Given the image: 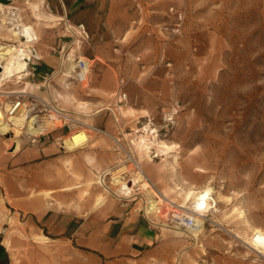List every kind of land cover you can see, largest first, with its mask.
Returning a JSON list of instances; mask_svg holds the SVG:
<instances>
[{
	"label": "rangeland",
	"instance_id": "1",
	"mask_svg": "<svg viewBox=\"0 0 264 264\" xmlns=\"http://www.w3.org/2000/svg\"><path fill=\"white\" fill-rule=\"evenodd\" d=\"M68 4L81 10L64 25L59 13ZM12 5L34 30L37 51L52 61V90L37 93L120 145L91 133L84 147L67 149L62 142L68 132L58 130L36 147L22 146L13 159L22 155L29 177L44 171L46 179L60 182L55 195L45 198L60 194L58 204L81 212L93 210L98 195L124 198L132 194L128 178L136 175L130 156L176 204L182 205L187 191L214 190V209L198 232L160 230L172 237L163 238L168 245L159 264H264V256L241 242L254 229L264 231V0H13ZM76 20L87 37L76 29L80 24L73 25ZM76 59L90 61L83 84L66 79ZM0 138L4 150L11 143ZM105 170L103 184L111 193L97 183ZM113 173L128 186L113 184ZM68 186L74 187L66 191ZM123 202L139 208L138 198ZM0 243L6 250L0 264H101L3 206Z\"/></svg>",
	"mask_w": 264,
	"mask_h": 264
},
{
	"label": "built area",
	"instance_id": "2",
	"mask_svg": "<svg viewBox=\"0 0 264 264\" xmlns=\"http://www.w3.org/2000/svg\"><path fill=\"white\" fill-rule=\"evenodd\" d=\"M12 3L13 0H8V4L0 3V77L3 74V67L10 47H16L18 55L23 54L20 59L25 66L23 72L18 76L14 75L0 90V136L11 143L7 147V151L16 153L22 146L36 147L50 134L58 130H67L68 138L78 133H84L87 138L91 133L106 135L118 145L119 140L107 132L76 120L58 104L52 100H46L37 93L39 89H44L47 93L51 92V83L55 72L40 71L42 57L36 49L38 42L36 34L32 31L26 33L27 25L22 21L18 8ZM76 29L87 37L82 24L78 25ZM12 33L16 34L13 40L5 38ZM58 54L61 66V63L64 62L65 45L60 46ZM65 60H68L67 56ZM89 72L90 61L76 59L72 61V65L67 70L66 79L83 84L87 81ZM118 86V102L122 103L126 101V94L121 92L122 86H124L123 80H120ZM28 87L31 89L36 87V91L28 90ZM16 142H18V150L15 152ZM87 143L88 140L74 148H82ZM129 162L133 164L136 170V175L127 180L131 185L128 186V183L125 182L132 190V194H125L124 198L118 199L133 201L138 198V210L146 219H151L149 222L151 225L156 226L159 230L164 229L169 232L178 229L190 236L189 232L202 228L204 223L209 221L207 218L209 212L203 215L197 214L192 209L181 207L180 204L164 198L148 177L139 174V172H143L130 157ZM137 175L141 176L139 181H137ZM151 202L155 204L153 210L149 209Z\"/></svg>",
	"mask_w": 264,
	"mask_h": 264
},
{
	"label": "crops",
	"instance_id": "3",
	"mask_svg": "<svg viewBox=\"0 0 264 264\" xmlns=\"http://www.w3.org/2000/svg\"><path fill=\"white\" fill-rule=\"evenodd\" d=\"M7 2L0 0L3 4ZM80 10L68 4L61 8L60 20L64 25H71L72 21L68 17ZM76 24L81 23L76 20L73 25ZM37 52L43 59L40 71L49 70L52 61L46 60L48 58L42 51ZM1 142L0 138V208L3 206L13 215H21L26 218V223L33 222L38 232L54 240L74 243L77 250L90 261L96 257L101 264L161 263L160 251L168 245L162 243L163 238L172 236L167 234L163 237L162 232L149 223L151 219H146L136 206L130 207L119 199L107 200L105 196L98 195L97 198H103L102 202L98 204L96 198L91 207L93 210L81 212L80 207L69 208L65 201L66 205L58 204L57 200L63 199L60 194L56 193V199L51 198L49 201L45 194L52 192L55 195L53 188L59 186L60 182L46 179L44 171L31 173L29 177L28 168L20 165L22 155L13 159L16 153H9L6 147L2 150ZM87 162L90 163V160ZM106 173L107 170L100 175ZM73 187L68 186L65 190L71 191ZM64 198L67 199L66 196ZM173 242L177 245L183 243L182 240L170 241L171 244ZM182 249L179 255L181 258Z\"/></svg>",
	"mask_w": 264,
	"mask_h": 264
},
{
	"label": "bare ground",
	"instance_id": "4",
	"mask_svg": "<svg viewBox=\"0 0 264 264\" xmlns=\"http://www.w3.org/2000/svg\"><path fill=\"white\" fill-rule=\"evenodd\" d=\"M67 29L70 30V28H68V27H67ZM25 30H26V33H29V31L34 32V30L28 26L25 28ZM12 35H13V37L16 36L15 33H12ZM7 55H8V57L6 58V63L3 67V74L0 77V88H2V86L4 85V82L11 80V78L14 75L18 76V74L23 72L24 66H25L24 63L20 59V56L23 54L21 53L18 55V50L16 47H14V48L10 47V49L7 52ZM87 140H88V138H87V136H85L84 133H78V134H74L73 136H71L67 140L63 141L62 143L64 144L63 146L66 147L67 149H72L74 147L79 146L80 144H82L83 142H85ZM144 149L146 150V153H147L148 147L145 146ZM17 150H18V142H16V144H15V152ZM135 164H137V163L135 162ZM114 174L115 173H113V175H112L114 177H111L113 180V184L122 185L121 187L126 188L125 184L122 182V180L121 179L119 180V177L115 176ZM139 174L141 175V172ZM140 179H141V176H140ZM97 183L102 188H104L105 191L110 192L108 190V188H106L103 184V175H100L98 177ZM143 187H145V184H143ZM162 196L164 198H166L165 195H162ZM213 196H214V190L212 188H209V187H206V188L198 190V191H187L182 196L183 203L180 206L181 207H187V208L195 211L197 214L203 215L204 213L209 212L210 209L211 210L214 209V206L210 208V205L212 203H214ZM102 200H103V198L99 196L97 198V203L100 204L102 202ZM154 206H155V204L153 202H151L149 209L153 210ZM198 223H200V222L198 221ZM198 231H199V228L195 230V232H198ZM175 233L180 234V231L178 229H175ZM234 238H236L239 241L241 240L238 235H235ZM193 239H194V236H193ZM44 240H47V238H44ZM241 242L243 244L247 245L249 247V249L254 251L256 254H258L260 256H264V231H261L259 229H254L253 233L251 234V237L250 238L243 237V240H241Z\"/></svg>",
	"mask_w": 264,
	"mask_h": 264
},
{
	"label": "water",
	"instance_id": "5",
	"mask_svg": "<svg viewBox=\"0 0 264 264\" xmlns=\"http://www.w3.org/2000/svg\"><path fill=\"white\" fill-rule=\"evenodd\" d=\"M6 259V250L0 243V262H3Z\"/></svg>",
	"mask_w": 264,
	"mask_h": 264
}]
</instances>
